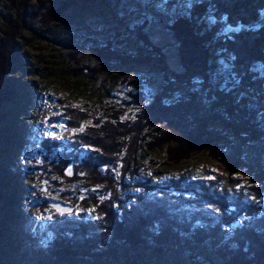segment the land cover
Here are the masks:
<instances>
[{"label": "trees", "instance_id": "1", "mask_svg": "<svg viewBox=\"0 0 264 264\" xmlns=\"http://www.w3.org/2000/svg\"><path fill=\"white\" fill-rule=\"evenodd\" d=\"M182 10L158 19L175 42L180 66L174 72L164 58V70L178 84L212 85L218 68L215 49L221 47L234 61L217 79H238V85L211 89L206 103L199 93L176 103H167L159 93L147 102L140 91L133 120L115 117L99 127L87 124L93 120L89 109L64 108L54 119L75 133L65 140L44 139L39 154L51 170L64 174L73 167L74 180L82 181L72 202L93 211L55 215L42 233L50 238L49 248L34 264H264V112L259 113L264 74L257 70L264 71V0H194L178 13ZM225 28L234 31L223 38ZM6 33L0 37V120L2 105L15 94L11 77L21 63L19 45ZM127 64L132 63L125 60L121 66ZM245 88L259 94L256 103L239 94ZM211 121L226 125L229 133L209 129ZM208 139L223 173L203 168L163 183L148 179L123 196V184L112 170L120 162L126 168L140 142L165 149L169 162L180 163L210 147ZM1 177L0 204L6 202L5 186L11 180L10 173ZM7 238L10 251L17 238ZM8 254H2L0 264H14Z\"/></svg>", "mask_w": 264, "mask_h": 264}, {"label": "rangeland", "instance_id": "2", "mask_svg": "<svg viewBox=\"0 0 264 264\" xmlns=\"http://www.w3.org/2000/svg\"><path fill=\"white\" fill-rule=\"evenodd\" d=\"M192 2L0 0V37L4 32L13 35L21 58L18 70L11 77L15 94L11 102L2 105L5 115L0 120V183L4 173L11 176L4 191L6 202L0 204V260L8 252L14 264H34L46 254L50 238L43 237V229L59 215L51 206L53 202L74 206L70 216L81 212L90 215L93 211V208L82 210L72 202L82 181L74 180L73 167L65 168L64 174L51 170L39 154L44 139L65 140L75 133L54 119L63 114L64 108L74 104L89 109L93 120L87 124L97 122L99 127L115 117L121 122L133 120L140 100L135 95L140 91L146 95L147 102L159 93L167 103L190 100L199 93L206 103L211 89L236 88L238 79H217L216 74L225 75L229 62L234 61L221 47L215 49L218 68L212 85L178 84L164 70V58L170 70L179 72L180 66L175 42L158 19L173 16L180 8L181 14ZM233 31L225 28L222 37ZM143 36L148 37L149 43ZM138 58L147 62L135 63ZM125 60L132 64L121 66ZM257 70L264 74L260 67ZM239 90L248 100L255 103L258 100L257 92ZM260 104L264 106V100ZM216 110L219 111L218 107ZM262 112L264 109L259 113ZM207 126L221 131L223 136L229 133L220 122L211 121ZM147 142H140L126 168L120 162L112 170L119 185L123 184V196L133 194L138 190L137 184L148 179L163 183L186 171L203 168L223 173L215 161L217 154L210 139L207 143L211 148L197 150L180 163L169 162L165 149H150ZM241 177L248 180L244 175ZM95 190L89 188L88 192ZM7 236L17 238L10 251Z\"/></svg>", "mask_w": 264, "mask_h": 264}, {"label": "water", "instance_id": "3", "mask_svg": "<svg viewBox=\"0 0 264 264\" xmlns=\"http://www.w3.org/2000/svg\"><path fill=\"white\" fill-rule=\"evenodd\" d=\"M51 206L61 216H70L75 211L74 206L65 205L62 202H53Z\"/></svg>", "mask_w": 264, "mask_h": 264}]
</instances>
